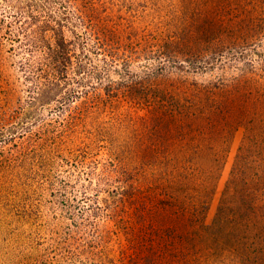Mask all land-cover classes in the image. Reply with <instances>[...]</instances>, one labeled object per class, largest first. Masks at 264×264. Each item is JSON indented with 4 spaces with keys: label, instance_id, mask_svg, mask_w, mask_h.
<instances>
[{
    "label": "rangeland",
    "instance_id": "374dc122",
    "mask_svg": "<svg viewBox=\"0 0 264 264\" xmlns=\"http://www.w3.org/2000/svg\"><path fill=\"white\" fill-rule=\"evenodd\" d=\"M16 5L0 6V264H264V0L57 1L90 67L66 84L19 42ZM48 76L64 85L36 106Z\"/></svg>",
    "mask_w": 264,
    "mask_h": 264
},
{
    "label": "trees",
    "instance_id": "16d2710c",
    "mask_svg": "<svg viewBox=\"0 0 264 264\" xmlns=\"http://www.w3.org/2000/svg\"><path fill=\"white\" fill-rule=\"evenodd\" d=\"M15 1L17 2L16 8L18 9V13L20 12L22 16H28L25 18L28 22L21 26L25 38L21 39L19 42H24L23 48L30 52H34L37 47L45 48V59L47 60L46 65L49 67L48 71L51 70L57 74L58 77L65 78L63 80L66 84L68 83V80H70L68 69H70L71 65L74 66V70L78 74L90 69L86 59L74 60V56L78 55L80 49L82 50L83 55L86 54V47L80 39V35L75 34L74 39L68 38L65 29L69 26V21L64 20L61 15L56 14V12L52 10L53 4L62 0H0V6H3L4 4L7 6L9 5L11 9L14 10L13 15L15 16ZM43 14L45 19L41 18L43 17ZM64 14V17L69 18L68 13ZM19 19L20 18L17 20ZM73 30L76 32V29ZM49 32H51V34H49ZM30 54L32 55V53ZM30 59L31 58L27 59L28 61L26 64L25 62L23 63L25 64V69L28 70L29 73L36 68L34 65L32 68V62H30ZM48 71L43 70L45 73ZM43 72L41 74H43ZM49 76L45 78V82H40L36 85V95L32 100L36 106H44L58 100L57 97L64 84H61L62 80L55 78L56 81H54L53 79H50ZM78 111L81 115L82 110L79 109ZM34 113L35 112L32 113L31 118L37 117ZM81 117L84 118L85 116L82 114ZM110 143L113 144L115 142L113 139H110Z\"/></svg>",
    "mask_w": 264,
    "mask_h": 264
}]
</instances>
